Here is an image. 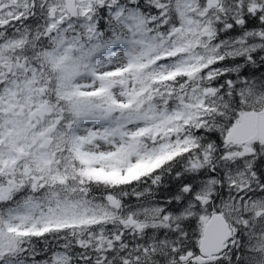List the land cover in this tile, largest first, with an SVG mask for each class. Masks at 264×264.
I'll list each match as a JSON object with an SVG mask.
<instances>
[{"label":"snow or ice","instance_id":"1","mask_svg":"<svg viewBox=\"0 0 264 264\" xmlns=\"http://www.w3.org/2000/svg\"><path fill=\"white\" fill-rule=\"evenodd\" d=\"M0 264H264V0H0Z\"/></svg>","mask_w":264,"mask_h":264}]
</instances>
